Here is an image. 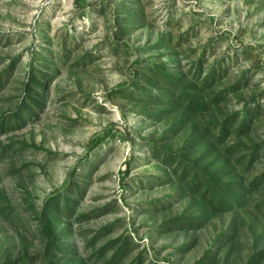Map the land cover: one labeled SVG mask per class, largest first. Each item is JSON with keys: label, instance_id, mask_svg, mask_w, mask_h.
<instances>
[{"label": "rangeland", "instance_id": "1", "mask_svg": "<svg viewBox=\"0 0 264 264\" xmlns=\"http://www.w3.org/2000/svg\"><path fill=\"white\" fill-rule=\"evenodd\" d=\"M0 264H264V0H0Z\"/></svg>", "mask_w": 264, "mask_h": 264}, {"label": "trees", "instance_id": "2", "mask_svg": "<svg viewBox=\"0 0 264 264\" xmlns=\"http://www.w3.org/2000/svg\"><path fill=\"white\" fill-rule=\"evenodd\" d=\"M51 241H53V238H52V240ZM53 244H54V242H52Z\"/></svg>", "mask_w": 264, "mask_h": 264}]
</instances>
